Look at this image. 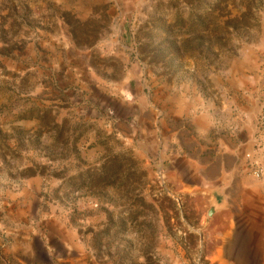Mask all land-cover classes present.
Here are the masks:
<instances>
[{"label": "rangeland", "instance_id": "374dc122", "mask_svg": "<svg viewBox=\"0 0 264 264\" xmlns=\"http://www.w3.org/2000/svg\"><path fill=\"white\" fill-rule=\"evenodd\" d=\"M255 169L264 0H0V264H264Z\"/></svg>", "mask_w": 264, "mask_h": 264}, {"label": "water", "instance_id": "95a60500", "mask_svg": "<svg viewBox=\"0 0 264 264\" xmlns=\"http://www.w3.org/2000/svg\"><path fill=\"white\" fill-rule=\"evenodd\" d=\"M228 209V205L223 201H220L218 197L214 196L213 200L209 206V209L206 212L207 217L211 218L216 213Z\"/></svg>", "mask_w": 264, "mask_h": 264}, {"label": "crops", "instance_id": "0c3cea01", "mask_svg": "<svg viewBox=\"0 0 264 264\" xmlns=\"http://www.w3.org/2000/svg\"><path fill=\"white\" fill-rule=\"evenodd\" d=\"M235 146V145H234ZM199 172L201 171L202 172V174H203V176H204V174H206V170H205V168L203 167V168H199V170H198ZM219 171H220V175H223V178L221 179V182L223 183V181H224V174H226V173H224V168L223 167H220L219 168ZM237 172H236V174L237 175H241V172H240V170L239 169H237L236 170ZM221 183V184H222ZM220 184V185H221ZM225 189H224V186H221V188H220V190L218 189V187H217V192L224 198V191ZM220 221H223V218H215V220H211V225H213L215 222H220Z\"/></svg>", "mask_w": 264, "mask_h": 264}, {"label": "built area", "instance_id": "2783aa9c", "mask_svg": "<svg viewBox=\"0 0 264 264\" xmlns=\"http://www.w3.org/2000/svg\"><path fill=\"white\" fill-rule=\"evenodd\" d=\"M253 174L256 178H263V176H264L263 172L261 170H257V169L254 170Z\"/></svg>", "mask_w": 264, "mask_h": 264}]
</instances>
